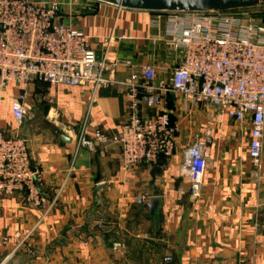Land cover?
Listing matches in <instances>:
<instances>
[{
  "label": "crops",
  "instance_id": "1",
  "mask_svg": "<svg viewBox=\"0 0 264 264\" xmlns=\"http://www.w3.org/2000/svg\"><path fill=\"white\" fill-rule=\"evenodd\" d=\"M35 1L56 2L57 19L82 31L98 57L107 49L108 58L131 62L108 75L124 79L137 65L152 64L157 79H168L172 56L161 41L149 40L160 31L155 23L163 25L162 13L97 0ZM253 9L256 18H264L259 5ZM23 90L26 112L17 122L12 103ZM165 102L179 129L174 153L126 169L117 144L83 146L74 154L75 137L65 132L83 123L89 131L116 133L128 115L122 87L0 84V131L27 137L39 191L54 201L43 214L25 206L21 191L3 199L0 241L7 242L0 244V264H264V128L259 174L247 156V118L234 122L172 93ZM153 112L143 107L141 114ZM205 134L213 141L202 188L193 198L180 172L182 154ZM100 184L97 204L94 189ZM139 194L158 200L153 214L134 202ZM28 232L15 247V233ZM117 243L123 246L114 249Z\"/></svg>",
  "mask_w": 264,
  "mask_h": 264
},
{
  "label": "built area",
  "instance_id": "2",
  "mask_svg": "<svg viewBox=\"0 0 264 264\" xmlns=\"http://www.w3.org/2000/svg\"><path fill=\"white\" fill-rule=\"evenodd\" d=\"M259 6L264 12V0ZM57 10L56 2L0 0V84L40 80L67 87L90 85L93 90L122 87L128 115L120 129L107 134L100 129L89 131L82 123L78 131L65 130L75 137L74 154L83 146L117 144L126 169L153 162L158 155L171 156L179 130L166 108L165 96L172 93L234 122L247 118V156L259 173L264 128V18H256L255 10L162 13L163 25L155 23L160 31L149 40L161 41L172 56L168 79H157L152 64L137 65L124 79L108 75L116 65L131 62L108 58L107 49L98 57L82 31L57 19ZM25 96L23 90L12 103L17 122L25 116ZM143 107L153 109V114L142 115ZM212 141V135L205 134L183 151L180 172L188 180L193 198L202 188ZM38 176L27 139L0 131V206L3 199L21 191L25 206L41 208L45 214L54 201L46 200L39 191ZM147 200L145 194L134 197L138 205ZM28 236L29 232L23 236L15 233V247L22 246ZM6 240L4 237L0 244ZM122 246L117 243L113 248Z\"/></svg>",
  "mask_w": 264,
  "mask_h": 264
},
{
  "label": "water",
  "instance_id": "3",
  "mask_svg": "<svg viewBox=\"0 0 264 264\" xmlns=\"http://www.w3.org/2000/svg\"><path fill=\"white\" fill-rule=\"evenodd\" d=\"M115 5L120 8L147 11L151 13H177V12H224L232 10L251 9L257 7L263 0H97ZM60 138L67 142L69 137L65 134ZM103 185L94 189L96 203L100 202V191ZM153 214L158 206L157 199H150L143 203Z\"/></svg>",
  "mask_w": 264,
  "mask_h": 264
},
{
  "label": "rangeland",
  "instance_id": "4",
  "mask_svg": "<svg viewBox=\"0 0 264 264\" xmlns=\"http://www.w3.org/2000/svg\"><path fill=\"white\" fill-rule=\"evenodd\" d=\"M14 135V134H13ZM16 135H18V136H20V137H23V138H25V139H27V137L26 136H24V135H22V134H16ZM27 141H28V139H27Z\"/></svg>",
  "mask_w": 264,
  "mask_h": 264
},
{
  "label": "trees",
  "instance_id": "5",
  "mask_svg": "<svg viewBox=\"0 0 264 264\" xmlns=\"http://www.w3.org/2000/svg\"><path fill=\"white\" fill-rule=\"evenodd\" d=\"M246 10H249V11H254L255 9H246ZM232 11H238V10H232ZM261 12V11H260ZM259 13V12H258Z\"/></svg>",
  "mask_w": 264,
  "mask_h": 264
}]
</instances>
